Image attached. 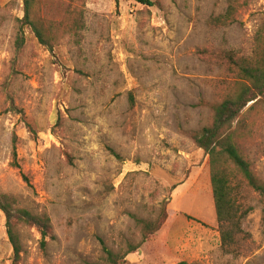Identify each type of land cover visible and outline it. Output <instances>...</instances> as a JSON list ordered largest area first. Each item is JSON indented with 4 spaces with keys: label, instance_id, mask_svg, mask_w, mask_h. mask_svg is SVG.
<instances>
[{
    "label": "rangeland",
    "instance_id": "374dc122",
    "mask_svg": "<svg viewBox=\"0 0 264 264\" xmlns=\"http://www.w3.org/2000/svg\"><path fill=\"white\" fill-rule=\"evenodd\" d=\"M152 1L34 0L43 44L20 22L23 0H0V192L52 225L44 248L34 227L19 228V264L123 253L141 240L131 216L153 218L162 201L161 228L119 264H264L259 207L244 221L257 248L221 251L208 156L188 135L233 88L228 55L255 54L264 0ZM228 11L225 24L214 19ZM73 17L74 33L52 23ZM255 101L238 116L240 147L264 181V97Z\"/></svg>",
    "mask_w": 264,
    "mask_h": 264
},
{
    "label": "trees",
    "instance_id": "16d2710c",
    "mask_svg": "<svg viewBox=\"0 0 264 264\" xmlns=\"http://www.w3.org/2000/svg\"><path fill=\"white\" fill-rule=\"evenodd\" d=\"M146 6H152V0H134ZM23 17L20 22L30 27L38 40L47 44L42 33V21L35 17L34 0H23ZM50 11V9H49ZM228 11L225 16L214 17L225 24L231 18ZM54 26L76 29L80 24L77 17L70 21H52ZM51 23V24H52ZM68 23V24H67ZM70 23V24H69ZM256 34V51L253 56L234 57L228 55V65L236 72V81L221 100L208 104L211 111L210 121L203 127L188 132L194 144L208 156L210 184L215 208L216 224L220 239V249L224 254L247 256L257 248L251 233L244 226L246 216L256 207L260 208L261 224L264 228V181L256 174L251 160L240 147L239 114L248 102L264 97V27ZM77 32V30H72ZM23 41L17 42V48ZM254 102V103H255ZM13 154L14 151H13ZM253 193L255 203L246 201V195ZM0 213L3 217L6 241L10 246V255L2 264H19L22 244L19 236L21 226L34 227L40 234V246L44 248L45 239L51 234V221L44 211L31 212L19 207L17 199L10 194L0 192ZM139 228L140 242L128 245L123 253L104 249L101 262L94 264H119L124 257L154 235L166 220V203L162 201L153 218L131 216ZM177 264H186L180 261Z\"/></svg>",
    "mask_w": 264,
    "mask_h": 264
}]
</instances>
